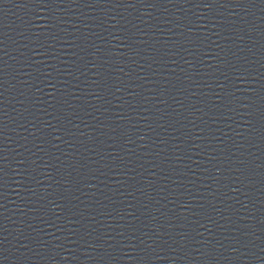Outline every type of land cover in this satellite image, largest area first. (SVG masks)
I'll list each match as a JSON object with an SVG mask.
<instances>
[{"label": "water", "instance_id": "95a60500", "mask_svg": "<svg viewBox=\"0 0 264 264\" xmlns=\"http://www.w3.org/2000/svg\"><path fill=\"white\" fill-rule=\"evenodd\" d=\"M0 264H264V0H0Z\"/></svg>", "mask_w": 264, "mask_h": 264}]
</instances>
